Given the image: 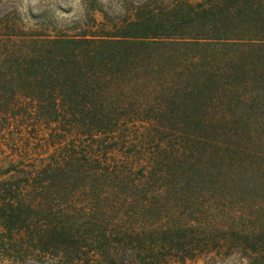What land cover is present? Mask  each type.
Here are the masks:
<instances>
[{"label": "trees", "instance_id": "16d2710c", "mask_svg": "<svg viewBox=\"0 0 264 264\" xmlns=\"http://www.w3.org/2000/svg\"><path fill=\"white\" fill-rule=\"evenodd\" d=\"M92 3L0 0V264H264V0Z\"/></svg>", "mask_w": 264, "mask_h": 264}, {"label": "rangeland", "instance_id": "374dc122", "mask_svg": "<svg viewBox=\"0 0 264 264\" xmlns=\"http://www.w3.org/2000/svg\"><path fill=\"white\" fill-rule=\"evenodd\" d=\"M94 0H19L23 12L32 11L34 14L43 15L47 20L50 33H66L70 35L80 34L83 28L90 23L93 16L96 23H92L93 29L99 28L103 21V13L99 10L89 9ZM110 16L122 11L123 5L136 2V0H97ZM88 4V5H87ZM93 4V3H92ZM107 26V25H106ZM109 26V25H108ZM32 264V263H28ZM170 264H242L237 258L222 260L221 258H207L202 256L194 260Z\"/></svg>", "mask_w": 264, "mask_h": 264}]
</instances>
